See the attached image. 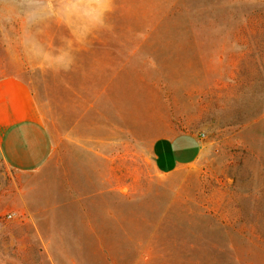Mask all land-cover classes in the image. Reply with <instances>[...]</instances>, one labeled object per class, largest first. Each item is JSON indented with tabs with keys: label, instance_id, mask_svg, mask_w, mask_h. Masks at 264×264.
<instances>
[{
	"label": "rangeland",
	"instance_id": "rangeland-1",
	"mask_svg": "<svg viewBox=\"0 0 264 264\" xmlns=\"http://www.w3.org/2000/svg\"><path fill=\"white\" fill-rule=\"evenodd\" d=\"M178 1L116 0L111 30L67 73L33 71L0 44V77L28 82L54 143L35 172L0 164V264H103L107 253L264 264V0H184L171 28L148 32ZM61 34L53 23L41 39ZM146 105L168 134L201 136L194 164L156 172L125 123ZM180 239L198 250L132 251Z\"/></svg>",
	"mask_w": 264,
	"mask_h": 264
},
{
	"label": "crops",
	"instance_id": "crops-1",
	"mask_svg": "<svg viewBox=\"0 0 264 264\" xmlns=\"http://www.w3.org/2000/svg\"><path fill=\"white\" fill-rule=\"evenodd\" d=\"M148 114H155V123ZM125 123L135 140L149 144L154 168L161 176L191 166L200 156L201 136L168 134L165 118L155 106L133 108ZM53 151V139L28 82L14 75L0 77V164L15 172H35Z\"/></svg>",
	"mask_w": 264,
	"mask_h": 264
},
{
	"label": "clouds",
	"instance_id": "clouds-1",
	"mask_svg": "<svg viewBox=\"0 0 264 264\" xmlns=\"http://www.w3.org/2000/svg\"><path fill=\"white\" fill-rule=\"evenodd\" d=\"M116 0H0V44L19 47L33 71L58 75L73 70L77 52L91 38L110 31ZM66 30L60 43L41 39L51 24Z\"/></svg>",
	"mask_w": 264,
	"mask_h": 264
},
{
	"label": "trees",
	"instance_id": "trees-1",
	"mask_svg": "<svg viewBox=\"0 0 264 264\" xmlns=\"http://www.w3.org/2000/svg\"><path fill=\"white\" fill-rule=\"evenodd\" d=\"M237 0H229L230 3H235ZM184 0H179L178 2H168L164 5V12L160 16V18L152 23H148L147 25V31L151 32L158 28L169 27L171 28V22L174 17H176V14L179 12H182L179 8L180 4H182ZM208 6V10H209ZM212 20H214L213 17L209 16ZM250 22V21H248ZM247 22V23H248ZM209 24V22H207ZM204 23H199V26ZM243 26H241L242 28ZM222 226L226 227L223 223ZM163 227L156 228L158 232L160 233H166V231H171V228L168 227L164 231L162 229ZM183 240V239H182ZM180 239V241L176 242H164L163 244H160L159 246H155V244L145 245V242L143 240H136L133 241L132 244V251L134 252H154L155 250L159 251H166V250H175L177 252H182L183 250H190L191 252L198 250V244L195 241H189L184 242ZM212 249H215V245H211ZM233 244L228 245V249H232ZM107 252V251H106ZM103 264H226V260H217L213 257H194V256H170V255H132V256H114L111 254H106L105 257L102 259Z\"/></svg>",
	"mask_w": 264,
	"mask_h": 264
},
{
	"label": "built area",
	"instance_id": "built-area-1",
	"mask_svg": "<svg viewBox=\"0 0 264 264\" xmlns=\"http://www.w3.org/2000/svg\"><path fill=\"white\" fill-rule=\"evenodd\" d=\"M8 217H11L10 215Z\"/></svg>",
	"mask_w": 264,
	"mask_h": 264
}]
</instances>
